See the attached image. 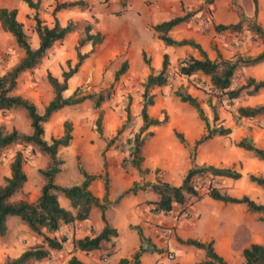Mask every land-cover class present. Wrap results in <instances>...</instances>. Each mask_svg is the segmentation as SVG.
<instances>
[{
	"label": "rangeland",
	"instance_id": "rangeland-1",
	"mask_svg": "<svg viewBox=\"0 0 264 264\" xmlns=\"http://www.w3.org/2000/svg\"><path fill=\"white\" fill-rule=\"evenodd\" d=\"M3 1L5 0H0V7H2ZM6 1H8V4L17 7V18L21 22L22 28L32 47L36 46L37 41L33 31L34 23L32 16L34 13L40 19L41 23L47 26L53 24L54 18L62 26L68 22L75 25L71 33L67 34L61 41H56L52 44L35 67L21 72L16 79L13 94L19 95L33 103L38 113H42L43 107L52 97L51 88L46 80L47 72L60 79L61 71L68 69L66 60H69L70 66L74 64V46L77 39L83 34L84 26L90 24L91 32L98 30L102 34L103 38L101 42L93 47L92 52L82 62L77 72L68 79L67 90L62 94L63 96H68L75 89L80 94L98 92L104 88L110 89V96L100 105V109L102 110V134L105 139H108L113 137L118 129H121L117 139L114 141V145L111 146L115 151L121 154L123 153V158H125L127 146L123 145V143L127 137L137 131L141 123L139 110L143 89L142 84L150 70L155 72L158 69L160 60L158 62L153 61L158 50H153V48L149 47V44L156 40L153 32L151 35L149 33L145 35L135 34L129 30L120 31L119 29L123 25L135 23L134 19L141 17L142 13L146 17L147 12L149 13L153 10V0H142L145 12L130 8L132 7L129 2L130 0H128L125 8L120 6V0H83L85 2L83 8L75 6L69 9H62L56 13L52 12L56 3L72 0H32V2H37V7L22 12H19V6L24 3L23 0ZM134 1L135 5H137L136 3L139 0ZM185 2L186 7L180 1L181 15L185 12H194L190 20L197 26L199 32L207 34L212 31L211 27L213 24L229 19L226 16L228 12L238 14L242 12L243 8H247L251 4V0H212L210 3H207L206 0H185ZM146 22L145 29L151 31L152 22ZM134 41H137L139 45H137L136 50L138 62L132 63L130 68H128L127 64L126 70L114 80V72L122 61L126 60L125 52L131 50ZM158 42L160 43V41ZM90 49L91 46L85 44L80 48V51L87 52ZM121 51L122 53H120ZM142 51L144 52L145 58L148 59L147 64L142 59ZM166 54L169 62V81L167 85L151 90V93L154 94V103L147 108V112L149 116L158 119H161L166 114L167 121L162 126L149 127L148 131H151L152 134L168 136L172 139H175L173 132H179L182 135L185 133L195 134L199 126H201V123L196 117L194 110L186 103L180 102L174 95V91L180 87L186 92L193 91L197 95L196 98H198V101L202 103H206L207 99L210 98L215 103L218 114L216 124L229 127L231 132L226 137L219 136L204 145L200 144V147L198 146V152L203 156L208 152L212 155L211 157L213 159L219 154L228 163L232 161L231 165H227L228 167L241 172V178L239 179L225 180L213 178V182L211 183L221 192L228 194L231 192L234 194V197H240L245 194L253 200L255 192L247 179L248 174H255L253 168L248 166L252 155L236 147L234 142L243 136H249L256 146L263 148V142L261 141L264 140V115L252 118H237L235 113V108L239 106L237 105V101H233L232 105H228L224 96L220 98H216L213 94L209 96L207 93L209 88L207 78L201 74L183 76L177 73L178 62L189 55L188 52L169 48ZM21 56L22 51L16 46L13 37L0 26V74L15 65ZM249 89L250 87H247L241 93ZM126 108H128L130 113V119L128 121H125ZM204 109L208 118L211 119L210 109L207 107ZM96 114L91 100H84L79 104L60 108L52 113L47 121L42 124V138L46 141L49 140V137H58L62 133V126L65 120L71 124V140L69 144L57 149V156L62 160V164L60 165V171L54 177V183L66 186L74 184L79 173L76 167L77 160L87 172L93 171L89 173H96L98 171V174L102 173L100 152L104 142L98 138L94 130ZM0 127L4 132H8L11 129H16L18 132L24 134L31 132L29 119L25 111L21 108L0 111ZM149 139V137H146V141ZM192 144H188L186 147L187 153ZM167 150L169 152H161L159 154V160L156 161L159 167L151 171V177L155 181H161L160 179H163L169 182L168 177L165 178L163 176V172L165 171L163 166L169 167L168 164H173L170 154L172 152L174 153V150H172L170 145H167ZM16 151L21 152V166L24 173L28 176L27 186L34 187L38 178L41 179L43 184L44 178L39 173V169H45L49 165L48 156L31 144L11 143L0 154V185L4 183L3 178L7 177L5 174H9V165ZM87 157H91V159L87 160ZM123 158L120 159L121 168L131 170L126 164H122ZM61 170L64 171L61 172ZM146 176L147 174L142 177L145 178ZM140 182H143V180ZM193 183L198 192L203 193L208 184V176H196L193 178ZM25 196L26 193L19 190L13 193L8 200L9 202H15L23 199L20 197ZM57 198L60 200L63 199L59 194ZM255 202L258 203V201ZM180 207L178 204H173L171 209L173 217L179 216L178 211ZM208 207V204H203L204 209ZM241 208L243 209L241 210L242 214H240V217L246 223L252 225V231H247V229L244 231L242 228H238L235 233L234 242L241 245L244 234L246 233L248 236L250 234H256V240L262 243L264 241V222L259 220L260 215L248 211L244 205ZM185 213L180 215H185ZM5 225L6 231L2 237L6 240L9 238L17 239L19 237V240L20 238H24L25 234L23 229L25 223L20 218L17 216H7ZM36 236L40 238V236ZM174 240L176 243L182 244L176 239ZM173 253L171 251H165L164 257L167 259V256L169 254L173 255ZM238 256L234 255V264H242V258ZM186 257L188 256L186 255ZM43 260H31L27 264H39ZM6 261L7 259H4L0 261V264H5ZM112 262V259H110L111 264Z\"/></svg>",
	"mask_w": 264,
	"mask_h": 264
},
{
	"label": "trees",
	"instance_id": "trees-1",
	"mask_svg": "<svg viewBox=\"0 0 264 264\" xmlns=\"http://www.w3.org/2000/svg\"><path fill=\"white\" fill-rule=\"evenodd\" d=\"M254 5V13L256 11V0H251ZM29 7L35 9L37 2L32 0H23ZM128 0H120V6L125 8ZM207 3L212 0H206ZM85 6L83 0L62 1L55 4L52 12L56 13L62 9H69L72 7ZM194 12H185L183 15H177L167 20H163L151 26L156 39L160 40L164 46H189L195 49L199 58H194L187 55L182 58L177 65V73L183 76H190L194 74H201L208 79L209 88L208 95L213 94L216 98L224 96L228 105H232L233 99L237 98L242 89L250 87L246 91L247 94L256 92L259 88L264 87V80L255 81L253 78H247L245 84L231 88V80L234 76V71L240 66H251L264 59V52L257 54L254 57H236L234 60H227L217 55V58L211 60L206 56V53L201 49L200 45L191 39L175 40L169 36L168 32L177 24L187 22L190 20ZM238 21L228 24H213L212 28L217 32L231 30L241 32L249 30L254 33L261 41H264V30L254 21L248 19L239 12ZM33 31L36 35V46L32 47L28 41V37L22 28L21 22L16 19V9L0 7V26L7 31L14 39L16 46L22 51V56L17 63L8 70L0 74V111L21 108L25 111L28 119L31 132L24 134L18 132L16 129H11L4 132L0 127V154L4 148L11 143L17 144H31L35 146L40 152L46 154L49 159V165L45 169H39V173L44 178V183L39 189V194L34 202H28L25 199H19L15 202H9V197L19 191L26 180L21 163L22 156L20 151H16L13 159L9 165V176L4 177V183L0 185V236L6 231L5 219L7 216H17L20 218L29 231L40 236V243H35L26 247L17 257L7 259L5 264H27L31 260L47 259L50 250H57L61 247V243L66 240L65 236L59 238L50 237L48 234L56 231L61 223H71L74 220H84L88 217L89 211L92 207L100 210V218L103 222V227L99 233L92 237L85 236L80 239L71 238L70 242L73 249L81 251H91L101 247L105 241H109L111 237L116 236V231L111 228L104 217V210L107 207L109 200L108 195V176L106 171L105 150L114 145L121 129H118L115 135L109 139H105L102 134V110L101 103L110 96V89L104 88L98 92H91L88 94H80L78 90H73L68 96H63V92L67 90V81L74 75L82 62L89 56L95 45L99 44L103 38L102 34L96 30L91 32V25L86 24L83 28V34L77 39L74 46L75 62L72 66L69 60H66L68 66L67 70H62L60 79L46 74V80L49 84L52 97L43 107L42 113H38L33 103L27 99L13 94L16 86V79L21 72L35 67L46 51L56 41H61L67 34L71 33L75 25L71 22L65 25H60L56 18L53 20L51 26L41 23L40 19L34 13ZM85 44H89L91 49L87 52H81L80 48ZM143 61L147 64L148 59L145 58L144 52H141ZM168 56L166 53L162 54L160 65L154 72L146 75L142 84L141 92V106L139 110L140 126L131 136L127 137L123 145H126L127 154L122 159V164H126L129 168L134 169L141 177L149 172L148 168H143L141 155V147L146 137L152 136V132L148 131L149 127L162 126L167 121L166 114L161 119L154 118L148 115L147 108L154 103V94L151 93L153 88H158L167 85L169 81L168 71ZM127 62L123 60L120 66L114 72V80H116L125 70ZM177 99L190 106L196 114L198 120L202 123L203 132L193 142L189 150L190 166L187 168L178 185H172L167 181L155 182H133L131 186L123 190L117 198H121L127 194H135L139 190H150L157 195L155 200H147V203L152 204V210L156 213H167L171 211L173 204L180 205L178 214L185 213L189 205L195 200L201 198V192H198L194 186L193 178L196 176H208V184L206 186V193L210 198L229 204H243L250 212L258 213L259 220L264 222V205L257 203L243 194L240 197L231 196L225 192H221L217 187L212 185L211 180L214 177H225L230 179H239L241 173L230 167H215L213 165H197L194 162L195 148L203 142L211 139L214 136L226 137L230 132L229 127L221 124H216L218 114L215 103H211L210 98L207 99V106L211 112V119H209L197 98L190 93L177 88L174 91ZM84 100H91L92 107L96 110V118L94 120V130L99 139L104 142V147L101 151L102 168L101 174L87 173L82 166L76 161V167L82 180L77 184L61 186L54 183V177L60 171L62 160L57 156V149L65 147L71 140V124L65 120L62 126V133L58 137H49L46 141L42 138L43 126L52 113L64 106H73L83 102ZM237 118H252L259 115H264V104L255 106H237L235 108ZM130 119L128 108L125 109V121ZM175 138L181 145L187 147L182 133L173 132ZM236 147L251 153L253 157L264 162V149L256 146L249 136H243L234 142ZM96 178L102 180L103 195L101 199L95 196L89 189L91 181ZM249 182L264 189V177L261 175L248 174ZM61 195L69 202V206L74 209V213L63 208L58 201L57 195ZM138 239L139 247L135 250L130 260L120 259L119 264H126L130 261L132 264H140L139 257L146 251L160 252L155 246L150 245L147 237H144L138 226H133ZM178 242L192 245L195 248L201 249L204 253L205 260L196 262L194 264H227L221 256H219L213 249L212 241H198L196 239L187 238L181 240L176 238ZM242 264H264V241L262 243H250L241 250ZM68 264H85L74 256L67 260Z\"/></svg>",
	"mask_w": 264,
	"mask_h": 264
},
{
	"label": "crops",
	"instance_id": "crops-1",
	"mask_svg": "<svg viewBox=\"0 0 264 264\" xmlns=\"http://www.w3.org/2000/svg\"><path fill=\"white\" fill-rule=\"evenodd\" d=\"M180 1H182L183 6L186 7L185 0H153L154 11L152 10L149 13L147 12L146 17H144V13H142L141 17L134 19L135 23L123 25L119 30H129L133 31L135 34L145 35L149 33L151 35L153 31L145 29V23H147L146 21H151L152 25H154L163 20L181 15ZM129 2L130 5H132L130 8L145 12L142 0H139L138 3H136L137 5H135L134 0H130ZM223 4L225 5V3ZM2 7H6L8 9L17 8L14 5L8 4V1L6 0L3 1ZM19 8V12L30 9L25 3L21 4ZM186 9L190 10L189 8ZM17 12L18 9L16 10V19L18 20ZM241 13L248 19H254V21L264 30V0H256L255 13L252 1L247 8L242 9ZM226 16L229 17V19L215 24L235 23L239 19L238 14L235 12H228ZM211 30L212 31L208 34L199 32L197 30V26L189 20L187 22L177 24L168 32V34L175 40L184 38L191 39L198 43L201 49L206 53V56L211 60L217 58V55L223 59L234 60L236 57H254L257 54L264 52V41H261L249 30L245 29L241 32L231 30L217 32L212 27ZM158 41L160 40L156 39L153 43L149 44V47L153 48V50H158L157 53L155 52L156 57L153 59L154 62H158L159 60L161 61L162 54L166 53L169 48L186 51L194 58L200 57L198 52L189 46H164L161 41L160 43ZM137 45L138 42L134 41L131 50L129 52H125L128 68L131 67L132 63L138 62V54L136 50L139 45ZM120 53H122V51ZM247 78H253L255 81L264 80V59L251 66L237 67L231 80V88H235L236 85L240 86L245 84ZM188 93L197 97L193 91H189ZM233 101H237V105L239 106H255L258 104H264V87L259 88L252 94L242 92L237 98L233 99ZM211 103L214 102L211 101ZM199 104L203 111H205V107L209 108L207 106V102H199ZM204 113L207 116L206 112ZM202 132L203 127L201 123V126H199V129L195 134L185 133L183 134V137L188 144H191L200 136ZM216 137L219 136H214L203 142L201 145L206 144L208 141ZM149 138L150 139L147 141L145 138L141 147V155L143 157L141 166L149 169L145 178L141 177L134 169L125 170L121 168L120 159L124 157L122 155L123 153L121 154L118 151H115L112 146L108 147L104 152L107 163V198L109 200V203L104 210V217L107 224L111 228L115 229L116 236L111 237L109 241L103 242L100 248L91 251L85 252L72 248L70 242L71 238L80 239L85 236L92 237L99 233L103 227L99 209L92 207L86 219L74 220L71 223H61L56 231L48 234L50 237L56 238L65 236L66 240L61 243V247L59 249L50 250L47 259H44L43 262L41 261L39 264H68L67 260L71 256L76 257L85 264H111L110 259L113 261L112 264H119V260L122 258L130 260L132 253L139 247L138 235L133 226H138L143 236L149 239L150 245H153L155 248L160 250V252L150 250L143 252L139 257L140 264H194L205 260L204 253L201 249L195 248L192 245H182L184 243L178 244L174 240L176 237L181 240L191 238L202 242L212 241L214 251L221 256L227 264L235 263L234 255H239L238 257L241 258V250L250 243H261L256 240V234H250L248 236L246 233L244 234V239L242 240L241 245L235 243L234 237L238 228H242L244 231H246V229L247 231H252V225L246 223L240 217V214H242L241 210L243 209L241 206L243 207V205L222 203L214 200L204 193L206 192V189L200 199L195 200L188 206L185 215H179L178 217H173L171 211L167 213L154 212L152 210V204L146 202L147 200H155L157 198V195L150 190H139L135 194H127L121 198H117L118 195L123 190L131 186L133 182H140L141 180L155 182V180L151 177V171L155 170L156 167H159V164L156 163V161L159 160V154L161 152H169L167 150V145H170L172 150H174V153L172 152L170 154L173 164H168L169 167L163 166V169H165L163 176L165 178L168 177V183L171 182L170 184L172 185H178L183 177V174L187 168H189V152L187 153V148L181 145L176 138L172 139L168 136L165 137L154 133ZM261 142H263L262 146L264 149V140ZM198 146L195 148L197 149L194 156L195 164L213 165L215 167H228L227 165H231L232 161H229L228 163L219 154L216 155L214 159L208 152L205 156H203L200 152H198ZM175 155L177 156L175 157ZM89 159H91V157H87V160ZM248 166L253 168L255 173L254 175H261L264 177V162L252 156ZM62 171L64 170H61V172ZM97 172L90 174H98ZM5 176H9V174L7 173ZM214 178H221L225 180L230 179L225 177ZM38 179L34 187H29L27 186L28 176L26 174V180L20 189V191L26 193V196L20 198H23L28 202L35 201L42 185L41 179ZM81 180L82 176L78 173L74 184L79 183ZM160 180L165 181L163 179ZM211 182H213V180H211ZM249 183L255 192L253 200L264 205V189L251 182ZM61 186L66 185L61 184ZM89 189L95 196L101 199L103 195L102 180L100 178H96L91 181ZM229 195L233 196L234 194L229 192ZM61 197L65 200L63 201V199L60 200L58 198L59 204L66 210L74 213V210L69 206L68 200L63 196ZM204 203L209 205L207 209L203 208ZM23 230L25 235L24 238H20V240L19 237L17 239L9 238L6 240L4 237L0 236V261L15 258L27 246L40 243V238L29 231L26 225ZM165 251L174 252L171 260L164 257ZM186 255L188 257H186ZM197 256L199 257L196 258ZM126 264L132 263L128 261Z\"/></svg>",
	"mask_w": 264,
	"mask_h": 264
},
{
	"label": "built area",
	"instance_id": "built-area-1",
	"mask_svg": "<svg viewBox=\"0 0 264 264\" xmlns=\"http://www.w3.org/2000/svg\"><path fill=\"white\" fill-rule=\"evenodd\" d=\"M171 258H172V255L169 254V255L167 256V259H171Z\"/></svg>",
	"mask_w": 264,
	"mask_h": 264
}]
</instances>
